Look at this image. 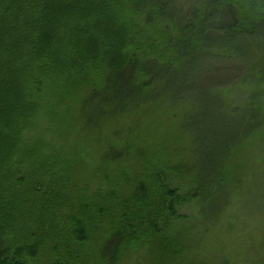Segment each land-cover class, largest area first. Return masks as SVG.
<instances>
[{"label": "trees", "instance_id": "1", "mask_svg": "<svg viewBox=\"0 0 264 264\" xmlns=\"http://www.w3.org/2000/svg\"><path fill=\"white\" fill-rule=\"evenodd\" d=\"M257 78L264 0H0V264H90L105 225L94 264L152 245L153 264H231L200 249L182 257L166 231L180 205L214 195L225 204L228 188L245 185L244 166L264 156V103L236 119L213 98ZM165 104L183 109L191 150L148 156L126 194L130 170L114 166L142 120L123 121ZM41 120L77 143L35 136ZM84 136L96 160L83 158Z\"/></svg>", "mask_w": 264, "mask_h": 264}, {"label": "rangeland", "instance_id": "2", "mask_svg": "<svg viewBox=\"0 0 264 264\" xmlns=\"http://www.w3.org/2000/svg\"><path fill=\"white\" fill-rule=\"evenodd\" d=\"M259 78L232 90L213 95V98L220 102V108L225 112V115L238 119L240 116L249 115L250 107L255 108L256 104L264 103V78ZM262 108L264 109V105ZM194 109L196 108L191 107L190 113H193ZM183 112L181 106L165 104L151 116L141 118L139 117L141 115H138L123 121V125L126 126L137 118L142 120L141 125L137 126V129H133L134 133L131 135V138L134 139L131 154L122 163L114 166L121 167L125 164L130 170L128 171L131 181H128L125 186L126 194L130 193L135 186L136 179L139 177L142 167L146 165L148 156L158 152L170 156L173 160H178L179 156L183 155V151L191 150L192 137L190 136H193V133L186 135L183 131V126H181ZM187 115L185 114V116ZM49 126L46 120H41L39 131L34 135L40 136L48 142H59L56 145L59 147L58 149L64 148L61 146L67 148L77 143L74 137L67 143L61 142L60 138L53 135V127ZM109 128L114 129L115 127L111 125ZM189 128L192 129L191 126ZM105 135L107 136L108 133ZM82 139L84 143L81 144V147L85 146L86 148V153L82 155L83 158L88 161L96 160L98 155H89L91 150L96 151L98 145L92 143L88 136H84ZM141 149L146 150L145 155L139 152ZM263 162L264 156L259 157L252 165L250 163L251 166H244L245 185L240 189L228 188L223 199L225 204L218 203L217 195H214L213 198L203 196L198 201L178 206L179 217L171 221L166 235L171 236L181 245L182 257L200 249L206 260H210V254H220V257L228 259L231 264H264ZM171 183L173 189H178L180 195L193 192V187L189 182L172 181ZM107 230V225H105L93 236L89 245L87 255L92 260V264L97 260V253L108 235ZM152 246L125 254L119 264H153V255L151 254H156V248ZM27 264H56V261L50 256L44 255L38 261L28 260Z\"/></svg>", "mask_w": 264, "mask_h": 264}]
</instances>
